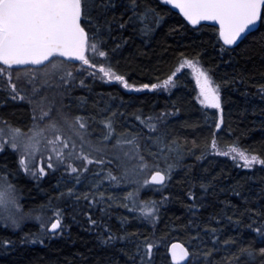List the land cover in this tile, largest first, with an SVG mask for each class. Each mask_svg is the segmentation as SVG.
Masks as SVG:
<instances>
[{
	"label": "trees",
	"instance_id": "16d2710c",
	"mask_svg": "<svg viewBox=\"0 0 264 264\" xmlns=\"http://www.w3.org/2000/svg\"><path fill=\"white\" fill-rule=\"evenodd\" d=\"M89 9L90 20L82 24L91 26L90 43L97 33L99 50L108 53L99 57L88 49L89 64L143 86L163 82L186 59L199 61L219 88L221 107L201 104L187 67L166 90L137 91L78 69L80 61L55 57L73 80L54 100L63 113L85 119L86 154L104 163L87 164V171L78 166L77 173L58 163L32 177L5 146L0 173L16 186L22 210L59 212L63 231L48 237L33 222L18 229L0 225V264H142L147 243H153L151 264H170L174 240L187 246L192 264H264V256L241 254L243 248H264L255 231L264 229V165L244 167L229 153L235 147L264 159V10L251 32L225 45L218 27L192 25L161 0H136L135 7L131 0H89ZM29 67L38 69H11ZM49 95L44 91L42 98L50 102ZM32 114L29 103L12 99L0 84L1 121L25 130ZM109 120L113 138L104 140ZM117 137L134 143L117 146ZM143 165L163 171L165 182L148 181L139 190ZM73 182L90 189L75 194ZM145 203L157 209L155 219L141 210ZM37 234L40 241H29Z\"/></svg>",
	"mask_w": 264,
	"mask_h": 264
},
{
	"label": "snow or ice",
	"instance_id": "6c2138e0",
	"mask_svg": "<svg viewBox=\"0 0 264 264\" xmlns=\"http://www.w3.org/2000/svg\"><path fill=\"white\" fill-rule=\"evenodd\" d=\"M132 5L135 7L136 0H131ZM161 3L165 5H171L172 8L178 9L183 17L192 25H198L201 21H215L219 25V37L223 40L225 45H234L239 39L242 38V34L251 32L252 28L258 21L262 20V10H264V0H161ZM96 7V5H92ZM150 11L155 14L154 9ZM162 19V17H160ZM90 20L89 0H0V76H6L11 88L12 99H25L17 91L16 84L12 82V75L10 72H6L5 67L12 68L13 66H38V69L29 68L24 71L25 76H30L29 83L34 84L35 71L40 72V84L43 86H50V80L63 72L60 79L67 84L68 80L65 77H72L71 71H65L63 61H56L55 57H66L82 62L84 65H89L90 61L85 55L88 49L99 57H107L108 53L99 50L97 39V33L92 34L93 42L90 43L89 32L86 31V27H91L90 24L82 21ZM121 27H124L122 24ZM103 41H101L102 43ZM114 51V50H113ZM199 61L184 60L179 65L175 72L164 80L161 84L151 85L152 89L167 88L169 85H173V77L181 69L187 67L192 69L195 81L199 86L200 96L203 98L200 102L207 107L219 109L221 107L220 94L218 86H213V81L209 77L208 73L201 67H198ZM100 72L108 78L109 81L115 80L120 82L124 88L129 89L132 86L128 84L124 76L117 75L111 71V69H105L101 67ZM94 75V73H93ZM17 80L20 79V74L17 73ZM143 88H149V85L145 84ZM39 88L33 86V93L39 92ZM139 91L140 89H136ZM51 109L41 112V119L49 115ZM65 123H67V117H64ZM84 129L86 131L87 124L83 117H75L74 124H69V128L75 131V135L79 137L81 141V153L77 155V159L86 161V164L104 163L103 160L93 161L89 159L88 155L83 153V147L86 143L85 133H81L76 129ZM107 133L104 136V140H110L113 138L114 128L112 122L109 120L105 122ZM154 130V125L150 126ZM219 127V125H217ZM52 131L56 132L55 138L48 140L47 143L51 145L60 144L61 148H52V151L56 154L58 162L64 161L65 153L63 149L69 148V139H65L63 135L59 133L57 125L52 123L48 125ZM13 135L11 138V147L17 149L22 147L24 153L29 158L35 156L40 151V138L44 136L45 129L35 127L30 130L31 135L22 133L20 129H12ZM2 129H0V137H2ZM27 137L26 140L20 141L18 138ZM121 143H134V140H121L119 137L116 139V145ZM213 146L215 143L213 142ZM4 143L0 139V151L3 150ZM72 149L76 147L75 141L71 144ZM236 153L240 160L243 161V166L251 168L254 164L264 165V159H260L256 155H246L243 151H238L233 147L230 150ZM72 151L67 153L68 157L72 156ZM228 155L229 153H222ZM127 155V153H125ZM234 159L236 157H233ZM52 158L49 157V160ZM143 158L141 157V160ZM19 164L24 168L25 172L29 175L35 176L36 173L26 165L24 159L19 160ZM49 169L53 168V164L49 162L47 164ZM147 167V165H143ZM71 173H77L78 168L68 165ZM171 166H169V172ZM83 171H87V167L83 168ZM41 175L46 174L44 168L39 170ZM127 175V172L125 173ZM111 179L116 180L115 176H111ZM170 178V175L168 176ZM166 179L165 175H162L157 171L151 177V182L156 184H163ZM147 183V181H146ZM16 186L7 180L6 175L0 173V223L10 221L13 228H19L21 222L26 218L25 216H17L12 208H19L16 203ZM7 213V216H5ZM151 215L149 211L146 213ZM30 215V214H29ZM35 219L40 220L39 216ZM95 224V221H91ZM61 228L60 213L56 214V221L51 223L50 231H55ZM255 231L264 237V229L257 228ZM112 239V237H109ZM107 243V241H105ZM153 243H147L144 250L147 256L145 262L142 258V264H151ZM241 254L247 255L251 260H255L256 257L264 256V248H260L256 252L252 248L241 249ZM170 264H192L191 254L189 251L180 244H173L171 246Z\"/></svg>",
	"mask_w": 264,
	"mask_h": 264
},
{
	"label": "rangeland",
	"instance_id": "374dc122",
	"mask_svg": "<svg viewBox=\"0 0 264 264\" xmlns=\"http://www.w3.org/2000/svg\"><path fill=\"white\" fill-rule=\"evenodd\" d=\"M86 69V71H90V72H94L96 74H98L99 76H101L102 78H104L106 81H109L107 77L104 76V74L102 72L99 71V69L103 66H93L92 64L89 65H79L77 68L81 69L84 68ZM198 67H201L198 64ZM32 69H37V68H33V67H29ZM29 68H25L22 70H17L14 71L11 68H5L6 72H10L12 75V82L16 84L17 87V91L19 92V94L21 96H24L25 99H23L24 101H26L27 103H29L32 106L33 109V116H32V120L30 125L28 126L27 129L25 130H21L22 133H26L28 135H31V131L32 129H34L35 127L41 128V129H45L44 132V136L40 138V151L37 152L35 154L34 157H32L31 159L29 158V156L23 152L22 147H18L17 149H14L20 159H24L26 165H28V167L31 169L32 172H35L36 175L32 176V177H38L40 176V168H44V171H46L47 169V164L49 162H51L52 164H63L65 166L68 167L69 164H71L74 167H78L82 168L85 167L86 161L82 160V159H77V155H79L81 153V141L79 139V137H77L75 135V131L72 128H69V124H74L75 122V117L67 115L65 113L62 112V110L60 109V107H58L57 103L55 102L54 98L58 97V95L61 96V94L63 92H65L66 88L69 86L68 83L65 84L61 79L59 74L55 77H53L50 80V86H43L41 87L40 84V72L37 70L35 71L34 75H35V80H34V84L29 83V79L31 78L30 76H25L23 73L25 70L29 69ZM75 67V70L78 71ZM105 68V67H103ZM106 69V68H105ZM190 69V68H189ZM107 70V69H106ZM192 70V69H191ZM17 73L20 74V79L17 80ZM62 73V72H61ZM210 77V76H209ZM174 78V77H173ZM65 79L70 80L71 77H66ZM73 79H71L69 81V83L71 84ZM110 82H117L119 84H121L118 81L112 80ZM162 83V82H161ZM159 83V84H161ZM0 84L3 86L5 85L9 91L11 92V88L8 82V79L6 76H0ZM197 84V83H196ZM38 87L40 90L37 93H33L32 89L33 86ZM72 85V84H71ZM122 85V84H121ZM123 86V85H122ZM171 85H169L167 88H169ZM213 86H215L213 84ZM167 88H156L158 90H166ZM126 89V88H125ZM136 89H145L142 86H132L131 88H129L128 90H136ZM147 89H152L151 85H149V88ZM197 89H198V98L201 101L203 98L200 96V90H199V86L197 85ZM50 93V99L51 101L48 102L46 99V97L42 98L43 92H47ZM12 93V92H11ZM14 93H12L13 95ZM58 94V95H57ZM57 95V96H56ZM49 108L51 109V111L49 112V115L44 117L43 119H41V112L43 111H48ZM64 117H67V123H65V119ZM1 119V118H0ZM55 123L57 125V129L59 130V133L61 135H63V137L65 139H69V148L63 149L64 153H65V159L62 163L58 162L56 159V154L52 151L53 147H56L57 149L61 148L60 144H56V145H51L48 144L47 141L48 140H52L55 138V135L57 134L56 132L52 131L50 128H48V125ZM0 129H2V137H0V139H2L3 143H4V147L5 146H10L11 147V138H12V129H16L11 127L10 125H8L7 123L3 122L0 120ZM76 129L79 130L81 133H85V141L86 143L84 144L83 147V153L86 154V151L90 148V146H88L89 143V138L85 132L84 129H78V125L76 126ZM27 137H20L18 138V140L23 141L26 140ZM75 141L76 143V147L73 150L71 147L72 142ZM3 147V148H4ZM12 148V147H11ZM69 151H72V156L68 157L67 153ZM229 153L231 156L236 157L237 160H239L240 162L243 163L242 160L239 159V157L236 155V153L231 152L229 150ZM87 155V154H86ZM49 157H51L52 159L49 160ZM92 159V158H89ZM155 171L153 169H147L144 167L143 170L139 169V174H138V187L139 190L140 189H144L145 187H147V185H149L150 183L148 182V177L150 176V174ZM147 181V183H146ZM73 187V192L75 194H81V193H86L89 189L90 186L89 185H85V184H77L76 182H73L72 184ZM16 203L19 205V208H12V211L15 212V214L17 216H25L26 218L21 222L20 227L27 222H33L36 225H38L39 229L42 231L43 236H50L51 234H61L63 231V226L60 229H57L56 231L49 233L48 232V227L51 225V223H53V221L56 219V214L57 212L53 213H46V212H25L22 210L21 207V203H20V198H19V194L18 192H16ZM141 210L143 211V213L145 215H147V212H151V215H147L149 218L155 219L156 216V212L157 209L154 207L153 204L151 203H145L144 205H142ZM30 214V215H29ZM5 216H7V213H5ZM39 216L41 219L37 220L35 219V217ZM7 226L13 228L10 224V221H6ZM1 226H5V223H0ZM6 226V227H7ZM13 229H18V228H13ZM30 237L28 238L29 241H40L41 240V235L37 234V235H29Z\"/></svg>",
	"mask_w": 264,
	"mask_h": 264
},
{
	"label": "water",
	"instance_id": "95a60500",
	"mask_svg": "<svg viewBox=\"0 0 264 264\" xmlns=\"http://www.w3.org/2000/svg\"><path fill=\"white\" fill-rule=\"evenodd\" d=\"M171 6V5H170ZM177 11H179L178 9H176ZM200 23H208V24H212V25H214V26H216V27H218L219 28V25L215 22V21H201ZM257 24H258V22H257ZM256 24V25H257ZM255 25V26H256ZM254 26V27H255ZM253 27V28H254ZM252 28V29H253ZM243 35V34H242ZM85 55H86V53H85ZM63 58H65V59H67V60H70V61H76V60H74V59H69V58H66V57H63ZM13 67H24V66H13ZM157 171H159L162 175H165L164 174V172L163 171H161V170H155V171H153L151 174H150V176L148 177V181L150 182V183H152L151 182V177H152V175H154ZM166 176V175H165ZM166 180V179H165ZM165 182V181H164ZM152 184H155V185H161V184H156V183H152ZM56 221V219L53 221V223ZM50 228H51V225L48 227V231L49 232H53V231H50ZM56 231V230H55ZM173 244H180V245H182L183 247H185L188 251H189V249L187 248V246L183 243V242H181V241H178V240H174V241H171L170 243H169V245H168V254H169V257H170V260H172V257H171V246L173 245ZM189 253H190V251H189ZM181 264H183V262H181Z\"/></svg>",
	"mask_w": 264,
	"mask_h": 264
}]
</instances>
